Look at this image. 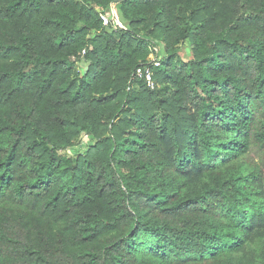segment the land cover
Returning <instances> with one entry per match:
<instances>
[{
    "label": "trees",
    "instance_id": "trees-1",
    "mask_svg": "<svg viewBox=\"0 0 264 264\" xmlns=\"http://www.w3.org/2000/svg\"><path fill=\"white\" fill-rule=\"evenodd\" d=\"M0 264H264V0H0Z\"/></svg>",
    "mask_w": 264,
    "mask_h": 264
},
{
    "label": "built area",
    "instance_id": "built-area-1",
    "mask_svg": "<svg viewBox=\"0 0 264 264\" xmlns=\"http://www.w3.org/2000/svg\"><path fill=\"white\" fill-rule=\"evenodd\" d=\"M101 18L105 25L112 24L114 27L120 26V18L118 12L115 10L114 6L110 7L109 10L101 14ZM85 52V51H84ZM162 55L158 47L152 48V52L148 57V63L140 66L135 71L136 78L145 80L147 86L154 89L156 84L154 81L153 67H158L161 64Z\"/></svg>",
    "mask_w": 264,
    "mask_h": 264
},
{
    "label": "rangeland",
    "instance_id": "rangeland-1",
    "mask_svg": "<svg viewBox=\"0 0 264 264\" xmlns=\"http://www.w3.org/2000/svg\"><path fill=\"white\" fill-rule=\"evenodd\" d=\"M159 49L161 51V54L164 55L165 51H164V47L163 45L160 43L159 44ZM181 52H182V56L185 59H188V57L191 56V51L189 49V41L185 42L183 45H181ZM81 66L85 67V70H87V65H83V63L81 64ZM94 142L93 139H91L90 137L87 136H81L79 138V142L77 144V146L74 149H67L62 151V153H66L70 156H77L78 154L84 155V154H88L90 148H89V144Z\"/></svg>",
    "mask_w": 264,
    "mask_h": 264
},
{
    "label": "water",
    "instance_id": "water-1",
    "mask_svg": "<svg viewBox=\"0 0 264 264\" xmlns=\"http://www.w3.org/2000/svg\"><path fill=\"white\" fill-rule=\"evenodd\" d=\"M87 69H88V67H87Z\"/></svg>",
    "mask_w": 264,
    "mask_h": 264
}]
</instances>
